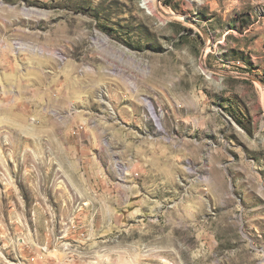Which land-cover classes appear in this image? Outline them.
I'll list each match as a JSON object with an SVG mask.
<instances>
[{
  "label": "rangeland",
  "instance_id": "374dc122",
  "mask_svg": "<svg viewBox=\"0 0 264 264\" xmlns=\"http://www.w3.org/2000/svg\"><path fill=\"white\" fill-rule=\"evenodd\" d=\"M149 4L0 0V264H264V0Z\"/></svg>",
  "mask_w": 264,
  "mask_h": 264
},
{
  "label": "crops",
  "instance_id": "0c3cea01",
  "mask_svg": "<svg viewBox=\"0 0 264 264\" xmlns=\"http://www.w3.org/2000/svg\"><path fill=\"white\" fill-rule=\"evenodd\" d=\"M209 21H211V18H209ZM218 34V37L214 43L212 44V49L214 51H216V48H217V45H221V46H226L227 45V41H226V36L229 34V31H231V29H221V28H215L214 29ZM213 50H210V51H213ZM255 57H257L256 54H254ZM262 61L264 60V55L260 56ZM163 124V123H162ZM164 126V124H163Z\"/></svg>",
  "mask_w": 264,
  "mask_h": 264
},
{
  "label": "bare ground",
  "instance_id": "6f19581e",
  "mask_svg": "<svg viewBox=\"0 0 264 264\" xmlns=\"http://www.w3.org/2000/svg\"><path fill=\"white\" fill-rule=\"evenodd\" d=\"M149 2H150V0H143V5L148 9V11L150 12V13H154V10L152 9V7H151V5L149 4ZM205 51H206V49H205ZM204 71H207V69L206 68H204L203 69ZM210 73L211 72H208V75H210ZM260 84V83H259ZM263 93H264V90L262 91ZM150 111L154 114V111H153V109H152V107L150 106Z\"/></svg>",
  "mask_w": 264,
  "mask_h": 264
},
{
  "label": "water",
  "instance_id": "95a60500",
  "mask_svg": "<svg viewBox=\"0 0 264 264\" xmlns=\"http://www.w3.org/2000/svg\"><path fill=\"white\" fill-rule=\"evenodd\" d=\"M203 54V53H202Z\"/></svg>",
  "mask_w": 264,
  "mask_h": 264
}]
</instances>
